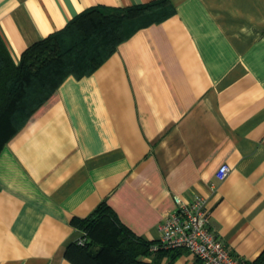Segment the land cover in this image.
<instances>
[{
  "label": "crops",
  "instance_id": "obj_1",
  "mask_svg": "<svg viewBox=\"0 0 264 264\" xmlns=\"http://www.w3.org/2000/svg\"><path fill=\"white\" fill-rule=\"evenodd\" d=\"M153 0H0L16 62L92 6ZM93 73L67 77L0 152V264H73L71 224L103 200L136 235L203 198L238 257L264 251V0H170ZM228 164L224 180L217 169ZM143 257L203 264L186 249Z\"/></svg>",
  "mask_w": 264,
  "mask_h": 264
},
{
  "label": "trees",
  "instance_id": "obj_2",
  "mask_svg": "<svg viewBox=\"0 0 264 264\" xmlns=\"http://www.w3.org/2000/svg\"><path fill=\"white\" fill-rule=\"evenodd\" d=\"M173 14L170 0L118 9L92 6L26 48L18 62L0 32V152L67 77L93 73L137 30ZM71 224L82 231L65 248V257L73 264H163L158 257L151 261L143 257L174 250L175 258L182 250L152 252L157 241L136 235L106 200L88 216L74 217ZM247 264H264V251Z\"/></svg>",
  "mask_w": 264,
  "mask_h": 264
},
{
  "label": "built area",
  "instance_id": "obj_3",
  "mask_svg": "<svg viewBox=\"0 0 264 264\" xmlns=\"http://www.w3.org/2000/svg\"><path fill=\"white\" fill-rule=\"evenodd\" d=\"M231 170L222 164L216 172L224 180ZM177 208L159 225L161 235L151 246L152 252L163 249H186L201 259L203 264H247L248 260L235 256L210 227V208L203 198L186 202L175 197ZM80 238L79 244L84 245Z\"/></svg>",
  "mask_w": 264,
  "mask_h": 264
}]
</instances>
